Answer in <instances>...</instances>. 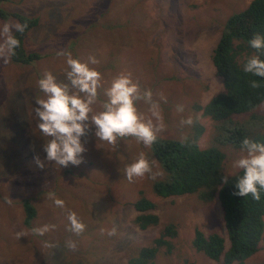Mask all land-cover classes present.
Instances as JSON below:
<instances>
[{"label": "rangeland", "instance_id": "374dc122", "mask_svg": "<svg viewBox=\"0 0 264 264\" xmlns=\"http://www.w3.org/2000/svg\"><path fill=\"white\" fill-rule=\"evenodd\" d=\"M110 1L0 0L7 15L37 19L24 34L22 46L27 53L41 55L30 63L0 62V264H128L137 247L151 245L167 223L176 225V236L168 237L170 249L161 246L156 251L153 264H217L192 245L196 227L206 234L218 231L226 236L216 199L204 202L195 194L162 198L151 189L153 179L147 175L130 183L125 168L141 152L153 172L162 173L155 180L163 177V168L151 148L134 137L110 145L95 136L94 126L81 137L87 149L82 162L78 166L70 163L66 174L68 166L45 160L43 144L47 138L37 126L34 109L36 99L45 98L38 81L46 71L57 81L66 82V57L58 52H71L81 61L95 56L99 63L90 67L102 75L100 100L105 99L113 77L130 73L142 89L154 88V99L159 100L161 92L167 98V103L160 101L166 129L158 136L175 138L180 127L193 129L197 123L203 128L197 145L201 149L216 147L213 133L217 121L205 111L211 98L224 90L222 78L213 73V48L224 19L243 10L251 0H121L119 13L127 15L123 20L122 15H99ZM212 6H216L219 23L209 28ZM192 15L204 20L202 24L194 25ZM4 22L19 20L0 18V24ZM139 104L140 111L145 109ZM178 104L184 105L182 113L176 110ZM93 110H101L99 103ZM143 112L147 115V110ZM189 116L193 124L181 126L180 120ZM37 155L45 162L44 168L36 164ZM240 155L238 150L228 158L229 174L236 170L233 161ZM49 192L65 201V209L53 204ZM141 194L156 203L152 212L159 216L157 225L146 229L133 222L137 214L133 203ZM23 199L36 209L28 226L23 222ZM67 211L76 212L85 224L82 234L69 230ZM44 224H55L56 228L43 236L31 232ZM113 227V236L100 232ZM21 230L27 235L17 238ZM70 240L75 241V250L67 247ZM45 242L55 246L46 247ZM262 262L264 238L245 264Z\"/></svg>", "mask_w": 264, "mask_h": 264}, {"label": "trees", "instance_id": "16d2710c", "mask_svg": "<svg viewBox=\"0 0 264 264\" xmlns=\"http://www.w3.org/2000/svg\"><path fill=\"white\" fill-rule=\"evenodd\" d=\"M110 2L99 15H105L104 18L121 17L122 13H119L118 9L121 0ZM211 9L213 16L208 17L209 28H212L210 26L214 23H219L216 6H212ZM7 16L18 19L20 23L27 22L28 25L23 33H15L21 43L16 49V55L11 57L13 62L30 63L41 58L38 53L25 52L21 40L27 30L36 25L37 19L17 13L7 15L0 8V18L5 19ZM126 16L122 15V20ZM191 18L194 25H200L204 21L201 22L195 15ZM224 20L212 54L215 67L213 73L215 77L222 78L224 90L214 95L205 108V111L217 121L213 133L216 147L201 149L197 145L198 137L203 133L202 126L197 123L193 129L180 127L174 135L175 138L158 136L150 148L152 155L163 168V177L153 180L150 187L162 198L195 194L204 202H213L216 199L222 210L227 237L218 231L206 234L196 227L192 240L193 247L217 264H245L246 259L258 250L264 238V191H261L259 201L254 200L251 195L247 197L234 195L238 191L236 179L243 171L236 169L229 174L227 160L235 151L241 150L244 137L264 143V78L243 71L247 59L257 52L264 60V49L257 51L249 45V40L255 34L264 36V0H251L243 10L232 13ZM107 22L112 24L111 20ZM92 24L90 23L91 26ZM178 25L181 27L180 22ZM251 80H257L261 87L251 88L249 83ZM151 90L154 98V88ZM141 106L145 108L141 112L148 108L144 103ZM185 136L186 142L181 143L182 137ZM66 174H69V165ZM226 175L229 182L224 184L222 178ZM173 200L174 198L171 199ZM133 204L137 211L133 222L139 228L146 229L150 225H157L159 216L152 212L156 207L154 201L141 194ZM22 205L25 211L23 222L28 226L36 211L27 200ZM175 226L170 223L164 225L163 231L153 239L151 245L137 247L128 264H153L156 251L161 246L170 249L168 237L176 236ZM186 264L196 263L187 261Z\"/></svg>", "mask_w": 264, "mask_h": 264}, {"label": "clouds", "instance_id": "9594fccd", "mask_svg": "<svg viewBox=\"0 0 264 264\" xmlns=\"http://www.w3.org/2000/svg\"><path fill=\"white\" fill-rule=\"evenodd\" d=\"M27 27V22L0 24V62L8 63L11 57L16 55V49L21 42L15 33H23ZM23 37L24 35L21 40ZM249 45L257 51L264 49V36L255 34L249 40ZM57 55L66 57V82L57 81L52 72L46 71L43 78L38 81L45 98H37V106L34 109L38 120L37 126L42 137L47 138L43 144L46 161L63 167H67L70 163L78 166L83 160L82 154L87 151L81 137L86 136L93 126L95 136L113 146L125 137H134L146 147H151L157 141L158 133L166 129L160 101L167 103V98L162 92L159 94V100H156L151 89H142L140 83L134 81L130 73L121 72L113 77L110 86L105 90L104 95L107 98L100 100L98 89L102 87V75L96 68L90 67L99 63L97 58L89 56L87 61H81L74 58L71 52L64 51L58 52ZM260 57L258 52L250 56L243 65V71L264 78V60ZM249 83L253 89L261 87L257 80H251ZM141 101L148 106L147 115L138 109ZM97 103L101 110L94 111L93 105ZM176 110L182 113L184 105L178 104ZM193 122L191 116L180 120L181 126L192 125ZM186 140V136L182 137L181 143H185ZM34 159L39 167H45V162L38 155ZM233 167L243 171V174L236 179L238 191L234 195L240 197L251 195L254 200L259 201L261 191H264V143L244 137L241 142V155L233 161ZM125 175L132 183L146 175L155 180L162 173L153 172L149 160L141 152L126 166ZM222 179L224 184L229 182L227 175ZM48 197L56 207L65 209V201L58 198L54 192H49ZM25 200L27 199H23L21 203ZM7 202L10 204L12 201L8 199ZM67 220L71 232L76 235L84 232L86 226L80 221L76 212L67 211ZM55 228V224H44L33 227L31 232L43 236ZM100 232L113 236L116 234V228L110 230L101 228ZM26 235L27 232L23 230L16 233L17 238ZM45 246L55 245L45 242ZM67 247L75 250V241H68Z\"/></svg>", "mask_w": 264, "mask_h": 264}]
</instances>
